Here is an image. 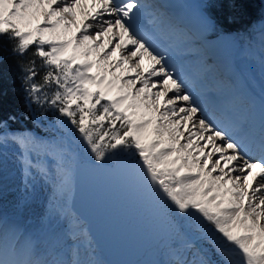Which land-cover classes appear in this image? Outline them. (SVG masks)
<instances>
[{
	"label": "snow or ice",
	"instance_id": "snow-or-ice-1",
	"mask_svg": "<svg viewBox=\"0 0 264 264\" xmlns=\"http://www.w3.org/2000/svg\"><path fill=\"white\" fill-rule=\"evenodd\" d=\"M164 15L148 0H0V37L21 57L35 49L21 65L28 106L58 114L60 133L54 169L31 155L33 133L9 131L14 115L0 119V146L21 149L25 188L37 176L70 187L76 145L96 162L122 157L177 233L194 227L184 234L191 259L177 264H264V129L256 157L243 123L208 115L158 43ZM19 243V231L0 230V264H41L14 258Z\"/></svg>",
	"mask_w": 264,
	"mask_h": 264
},
{
	"label": "bare ground",
	"instance_id": "bare-ground-1",
	"mask_svg": "<svg viewBox=\"0 0 264 264\" xmlns=\"http://www.w3.org/2000/svg\"><path fill=\"white\" fill-rule=\"evenodd\" d=\"M148 2L155 5L161 12L172 17L171 22L162 18V22L159 24L162 28V34H160L159 31L156 33L158 36V43L162 47L168 48L171 53L172 63L182 69L189 87L193 89L194 93L200 97L204 106L208 108V115L219 119L221 122H223L226 117H230L233 121L243 123L249 129L251 137L256 142L252 147L254 156L258 157L261 155L258 141L262 129H264V111H262L260 104V96L262 92H264V88H262V85H264V37L261 36V38L254 40L251 45L246 43L238 44L237 47H232L233 49L228 51V48L233 45V40H231L234 37L233 35L230 34L218 38L205 39L204 36H207L210 33L208 30L205 31L202 29V31L197 32V34L196 31H194L197 23H200L201 25L204 23L201 16L202 11L197 5H195L197 0H193L194 3L191 2V0H184V4L187 5L186 7L183 6L184 4L181 5V3H176L177 1L174 2L173 0H148ZM193 4L194 6H192ZM95 30L97 29L94 25L93 30H90V35L94 36ZM258 33L264 35V30L260 29ZM252 34L254 35L255 33L253 32ZM103 40L104 38L101 37L100 42L102 43ZM230 42L231 45H229ZM206 43L207 45L204 46ZM226 45L229 47L226 48L227 51L224 55L220 47L224 48ZM199 47H201L200 50L198 49ZM12 132L24 133L27 131L14 130ZM185 135H187V132H185ZM35 136L38 139H41V135ZM13 147H16V144L9 141L7 148L5 149L8 151V155L11 154L12 150L17 149ZM14 156L13 160H10L9 162L7 161L6 167L0 165V180L3 179L4 183L1 184L3 187L2 189L4 190L0 191L6 196L13 193V191H7L9 188L8 184L10 185L11 182L9 178H13L12 180L16 181H12L13 183L11 182V186L12 184L16 185L17 181H20L23 186L22 188L25 187L23 175L21 174V165L18 163L17 159L15 160ZM0 159H3V157ZM8 159L9 158H7V160ZM46 160L47 158L41 161L45 162ZM19 171H21V173ZM19 173L21 174L20 179L18 178ZM8 180H10V182ZM6 183L8 184L6 185ZM36 184L35 181L32 182L31 186L23 190V192H26L27 194L22 193L20 195L19 193V196L17 195L19 192L18 190H22L20 187L17 190L18 192L16 191L15 194H12L13 196H11V198H20L21 200L25 199L26 201L27 198L30 200L34 199V195L29 194L28 192ZM26 195H28V197ZM4 197L0 194V200ZM10 205H7V209L11 211V209H14V206ZM13 205H15V203H13ZM21 206L20 208H22ZM49 210L50 208H48L46 212H49ZM32 213L34 214V212ZM35 213L34 216H38L40 211H35ZM38 221V219H35L33 222H24L27 223V226H30L32 224H37ZM7 227L8 226H3L0 230L9 232ZM25 228H17L16 230L20 233V243L17 245V254L14 258L35 261L34 253L36 246H34L33 249L29 247L31 243H27L29 237L27 229ZM184 229L186 228H182L181 232ZM40 261L41 260H39V262ZM42 262L43 261H41V264H43ZM70 264L74 263L71 262Z\"/></svg>",
	"mask_w": 264,
	"mask_h": 264
},
{
	"label": "water",
	"instance_id": "water-1",
	"mask_svg": "<svg viewBox=\"0 0 264 264\" xmlns=\"http://www.w3.org/2000/svg\"><path fill=\"white\" fill-rule=\"evenodd\" d=\"M71 208L106 264H164L163 250L178 245V233L162 218L142 181L117 158L96 162L77 150Z\"/></svg>",
	"mask_w": 264,
	"mask_h": 264
},
{
	"label": "rangeland",
	"instance_id": "rangeland-1",
	"mask_svg": "<svg viewBox=\"0 0 264 264\" xmlns=\"http://www.w3.org/2000/svg\"><path fill=\"white\" fill-rule=\"evenodd\" d=\"M173 1L174 2L177 1L176 3L179 2L181 3V5L184 4L183 2L184 0H173ZM191 2H193V0H191ZM195 5H197L200 8V10L202 9L201 3L199 0H197ZM183 6L186 7L187 5L184 4ZM192 6H194V4ZM201 16H203V14H201ZM202 29L205 31L208 30L209 32L211 31V28L205 25V23H202V25L200 23H197V25L194 28V31H196V34H197V32L202 31ZM260 29L264 30V17L262 20L256 23L254 35L253 34L244 35L242 39L240 38V35H238L237 33H233L231 34L234 36L233 37L234 39L233 38L231 39L233 40V43H232L233 45L230 48H228L229 47L227 46L228 44L224 48L220 47L221 51L225 55V52L227 51L226 48H228V51H231L233 49L232 47H237L238 44L246 43V44L251 45L254 42V40L261 38V36L264 37L263 34L260 35L258 33ZM225 35H230V34H221L215 38L225 36ZM200 45H203V44H200ZM206 45L207 43L204 46ZM229 45H231V42L229 43ZM198 49L200 50L201 47H199ZM9 131H13V130H9ZM24 131L31 132L34 135H38L30 130H24ZM58 145H59V137H45L41 135V139L37 138V142L31 146L32 148L31 155L33 156L34 159H39V160H43L47 158L45 163H47L50 168L54 169V164H55V159H56L55 152L57 150ZM13 148H17V149L12 150L11 154L9 155L7 154L8 156L7 158H9L7 160L8 162L10 160H13L14 155H15L14 158L16 160L17 156L21 152V149H19L18 145H16V147H13ZM74 148L76 151V146H74ZM77 149H80V148H77ZM0 151H6L8 153L7 150L5 149L3 150L2 146H0ZM82 154L84 155L83 152ZM1 157L2 156H0V158ZM84 157L86 158L87 156L84 155ZM114 160L112 161L109 160V161L113 162ZM19 172L21 173V171ZM20 173L18 175L19 179L21 177L20 175L22 174ZM9 179L11 180V182L15 181V180H12L13 178L12 179L9 178ZM14 179H17V178H14ZM10 180L8 181L10 182ZM11 182H10V185L6 183V185L8 184V187H9L7 191L8 192L13 191V193H10L9 196H6L4 193L0 191V194L3 195V197L5 196L4 198H1L0 200V203H1L0 210L2 212V213L0 212V229L3 226L5 227L8 226L7 227L9 230L8 233L12 235L14 234V231L17 230V228L21 229V228L26 227L25 229H27V233L29 237L27 240V243H31L30 244L31 249H33L34 246H36L35 253H34L35 261L41 260L43 261L42 262L43 264H53V262H55V264H70L71 262L74 264H106L99 257L98 250L95 244L93 243V240L91 239L89 232L86 229V223L82 221L71 209V206H70L71 197H72V193L74 190L73 176H72V182H71L70 187H68L65 191H60L56 188L57 179L55 176L51 177L48 181L41 180L37 176L35 179V182L37 184L28 192L29 194L34 195L35 198L32 200L27 198V201L25 199H23L24 200L23 201L20 198H15V199L11 198V196H13L12 194H15V192L20 187L21 188L23 187L20 181L19 182L17 181L16 183L17 186L15 184H12L13 187L11 186ZM2 183H3V179L0 180V190H4L2 189L3 188L1 185ZM24 189L25 187L22 188V190L19 189L18 190L19 192L17 191L18 192L17 195H19V193L20 195L22 193L27 194L26 192H23ZM26 196L28 197V195ZM20 202L22 203L24 202V203L22 204ZM13 203H15V205H13ZM7 205L14 206V209H11V211L8 210ZM20 206L22 208H20ZM48 208H50L49 212L51 214L49 212H46ZM38 210L40 211L41 214L39 213L38 216H34V214H36L35 211L37 212ZM32 212H34V214ZM8 216H9V219H8ZM6 219H8L9 221ZM35 219L39 220L37 224H32L30 226H27V223H25L27 221L33 222ZM22 221L23 222L25 221V222L23 223ZM187 231H195V229L193 227L192 229L186 228L182 230V232L180 230L178 237H177L179 241V245L178 246L176 245L177 247L174 246L175 248L174 247L164 248L163 250L164 264H177L178 259H182L185 257H187L188 259H191L190 253L183 246L184 234ZM192 251H195V250L193 249ZM235 259H239V257H235Z\"/></svg>",
	"mask_w": 264,
	"mask_h": 264
},
{
	"label": "trees",
	"instance_id": "trees-1",
	"mask_svg": "<svg viewBox=\"0 0 264 264\" xmlns=\"http://www.w3.org/2000/svg\"><path fill=\"white\" fill-rule=\"evenodd\" d=\"M202 8L216 22L211 28L215 35L237 33L243 39L244 35H251L256 23L264 17V0H199ZM15 41L0 37V119H7L14 115L16 120H9V129L30 130L46 137H59V130L55 127L56 117L51 111L41 113L36 105L28 106V94L23 82L24 73L21 65L33 58L34 46L23 56L12 52ZM41 61L37 58V67ZM41 73L43 69H40ZM40 79L39 76L36 78ZM84 155L91 157L81 147ZM92 158V157H91ZM114 159H111V161Z\"/></svg>",
	"mask_w": 264,
	"mask_h": 264
}]
</instances>
